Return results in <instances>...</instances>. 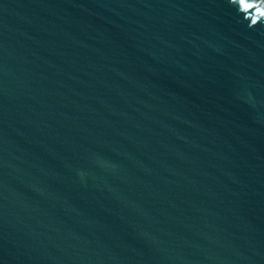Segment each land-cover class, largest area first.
I'll return each instance as SVG.
<instances>
[{
    "label": "water",
    "instance_id": "1",
    "mask_svg": "<svg viewBox=\"0 0 264 264\" xmlns=\"http://www.w3.org/2000/svg\"><path fill=\"white\" fill-rule=\"evenodd\" d=\"M0 264H264V0H0Z\"/></svg>",
    "mask_w": 264,
    "mask_h": 264
}]
</instances>
